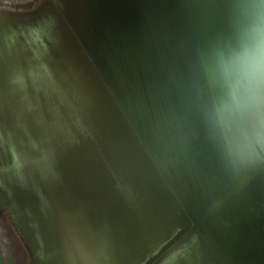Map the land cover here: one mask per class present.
Instances as JSON below:
<instances>
[{
    "label": "rangeland",
    "instance_id": "obj_1",
    "mask_svg": "<svg viewBox=\"0 0 264 264\" xmlns=\"http://www.w3.org/2000/svg\"><path fill=\"white\" fill-rule=\"evenodd\" d=\"M77 1L85 12L76 0H0V264H41L42 201L60 198L59 183L74 177L75 166L92 165L88 150L124 149L129 137H172L168 88L204 84L201 50L214 77L221 62L212 55L239 48L226 39H264V0ZM233 64L224 81L241 82L240 103L226 98L221 108L243 137L235 112L249 110V125L264 129V111L249 104L251 72ZM260 65L264 83V59ZM214 93H191L198 111ZM211 117L204 130L201 119L192 123L188 135L210 134ZM232 188L223 183L222 196ZM236 195L204 223L206 242L228 264H264V187ZM199 246L188 236L164 261L212 264Z\"/></svg>",
    "mask_w": 264,
    "mask_h": 264
},
{
    "label": "water",
    "instance_id": "obj_2",
    "mask_svg": "<svg viewBox=\"0 0 264 264\" xmlns=\"http://www.w3.org/2000/svg\"><path fill=\"white\" fill-rule=\"evenodd\" d=\"M140 3L142 5L141 1ZM75 5L78 7L80 5V11L85 12V3H78L76 0ZM38 16H41V10H39ZM226 40L231 41V45L239 48L230 54H223L219 50L218 53L216 52L212 55L218 58L219 63L221 62V71L216 73V75L214 74V77L213 73L206 69V53L203 50L200 51V64L205 85L202 83L203 85L199 86L196 82V84L194 82L192 84L186 82L183 85L173 84L169 86L167 93L170 109L169 119L171 122L169 126L173 127V130L170 131L172 137H129L125 139L127 144L124 145V149L108 151L102 149L98 150L99 152L94 149L88 150L86 157L89 160H87V163L91 162L92 165L75 166V169L71 170L75 180L71 178L68 183L62 181L59 183V189L61 190V193L58 194L59 199H52L51 204H47V198L43 199L42 205L45 211L43 228L50 229L53 235L63 228L65 223H60V218L57 219L54 216L55 201L58 204L57 209H63L64 207H61L60 204L70 197H79V192L82 189H86V181L94 183L95 187L104 182L107 185L110 196L113 194L116 198L118 195L117 191L120 189L126 190L127 185L133 186L137 184L138 186H143L145 184H155L159 181L157 171L170 181L171 179L168 178L169 174L166 173L168 169L175 171L178 168H183L186 172H189L186 176V181H189L192 185L198 181L199 187L204 188L201 198L202 213L192 227L177 239L166 253L160 255L154 264H167L164 261L166 257L173 254L188 236H191L195 244L200 243L198 249L206 260L209 257L211 262L213 259L212 264H228L215 247L212 248L206 242L207 234L203 232L206 229L204 223L213 220L215 214H221L222 203L230 198L232 194H237L234 198L244 199L251 194L254 187H264V129H260L261 125H249L251 114L249 110L243 109L245 107L243 104L239 105L243 109L242 115H237L235 112L236 118L241 124L243 137H235L223 117L221 105L226 101V98H232L235 103H240L237 94L236 96L234 94L237 89L241 91V82L237 81L236 87L233 88L230 83L224 81L231 71L229 61L232 62L233 67L235 66L233 63L238 61L242 67L245 66L247 71L251 72L249 57L255 52L258 43L254 44L251 39L239 37ZM263 40L261 39L262 43ZM262 43H259L260 60L264 59V45ZM205 74H208L207 77ZM260 77H262L260 73L257 80L252 78V73H247L246 75L250 97L249 104L262 108L264 111V83L260 82ZM202 88L214 89L216 91L214 95H217L215 98L213 97L214 100H211L208 106L203 105L204 111L200 112L198 111L200 103H196L197 99L194 100L195 97L191 96V93L193 91L199 92ZM192 113L195 116H190ZM187 116L192 120L190 124L186 121ZM213 116L216 120V129L213 125L210 128V131L212 130L213 132L211 131L210 134L206 135L203 134L202 137H190L188 135L189 126L192 123H197L196 121L201 119V125L199 124L200 126L197 127L200 130H204V127L202 129L203 121L207 117L213 118ZM179 119H182V121ZM181 125L182 131H179V126ZM255 159L257 160L255 161ZM79 168L82 170H79ZM197 168L203 172L202 176L197 175L195 177L191 174V171ZM223 183H225L226 192L230 187H233L231 192H225L224 197L222 196ZM201 237L204 238L207 244H204V241L201 243L199 239Z\"/></svg>",
    "mask_w": 264,
    "mask_h": 264
},
{
    "label": "crops",
    "instance_id": "obj_3",
    "mask_svg": "<svg viewBox=\"0 0 264 264\" xmlns=\"http://www.w3.org/2000/svg\"><path fill=\"white\" fill-rule=\"evenodd\" d=\"M187 172L169 168V181L157 171L155 184L127 185L116 198L104 182L86 181L63 209L55 201L54 216L65 224L41 236V264H154L202 213L204 188L186 181Z\"/></svg>",
    "mask_w": 264,
    "mask_h": 264
},
{
    "label": "clouds",
    "instance_id": "obj_4",
    "mask_svg": "<svg viewBox=\"0 0 264 264\" xmlns=\"http://www.w3.org/2000/svg\"><path fill=\"white\" fill-rule=\"evenodd\" d=\"M250 67L252 78L257 80L259 78L260 73V51H259V44L257 43V48L255 52L249 57Z\"/></svg>",
    "mask_w": 264,
    "mask_h": 264
},
{
    "label": "trees",
    "instance_id": "obj_5",
    "mask_svg": "<svg viewBox=\"0 0 264 264\" xmlns=\"http://www.w3.org/2000/svg\"><path fill=\"white\" fill-rule=\"evenodd\" d=\"M40 1V0H39ZM39 3V2H38ZM32 8V7H31ZM24 10V9H23ZM26 10H28V9H26Z\"/></svg>",
    "mask_w": 264,
    "mask_h": 264
}]
</instances>
